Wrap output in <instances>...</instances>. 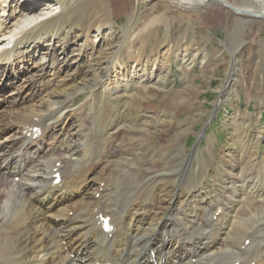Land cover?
I'll use <instances>...</instances> for the list:
<instances>
[{"label": "rangeland", "instance_id": "obj_1", "mask_svg": "<svg viewBox=\"0 0 264 264\" xmlns=\"http://www.w3.org/2000/svg\"><path fill=\"white\" fill-rule=\"evenodd\" d=\"M228 2L264 12L261 2ZM48 3L61 7L60 11L24 38L21 53L12 56L15 66L20 64L22 73L28 76L42 73L32 62L46 63L47 54H51L48 52H54L59 61L70 60L55 76L65 81L64 85H51L38 93L39 101L54 99L64 109L63 115L57 114L48 122L51 129L40 159L48 171L54 159L62 157L58 154L50 159L49 149L56 140L63 146L80 142L81 163V159H96L113 170L119 166L134 168L144 181L157 172L179 178L185 165L191 163L190 175L184 180L189 193L200 187L212 188L214 180L222 192L224 167L247 162L249 152L241 155L242 148L237 144L241 137L256 161L241 175L246 182L252 181L255 190L264 185V163L258 162L264 161V138L258 132L264 129V17L246 16L240 26L236 11L217 0L195 6L178 0ZM165 16L170 19L168 25L153 21ZM12 29L2 37L6 42L0 48L10 47L11 34L18 32ZM42 32L46 36L38 48L42 51L28 61V53L22 56V51ZM50 40L51 50L47 49ZM115 61L118 72L138 81L128 86L119 76L120 86L105 91L96 83L105 73L110 75ZM10 64L0 69V89L2 75L15 69ZM152 70L153 77L147 78ZM125 87L129 91L124 92ZM3 110L0 122L6 123ZM96 142L103 146L94 154ZM106 172L107 168L102 171ZM176 178L157 191H170ZM121 182L118 190L129 191L125 187L127 178ZM6 197H10L7 192L3 195ZM240 213V218L251 217V226L264 222V201L242 203Z\"/></svg>", "mask_w": 264, "mask_h": 264}, {"label": "bare ground", "instance_id": "obj_2", "mask_svg": "<svg viewBox=\"0 0 264 264\" xmlns=\"http://www.w3.org/2000/svg\"><path fill=\"white\" fill-rule=\"evenodd\" d=\"M48 1L0 0V44L12 27L18 31L11 34L10 47L0 48V69L8 62L15 66L12 58L21 53L23 39L60 11L61 7H53ZM206 1L178 0L191 6ZM224 1L219 0L235 9L240 26L250 13H258L249 5ZM153 21L170 23L168 16ZM45 39L43 32L38 34L21 55L27 52L28 61L34 59ZM48 53L46 63L32 62L41 68V74L28 76L19 64L1 79L0 109H4L8 122H0V264H264V222L251 226V217L240 218L242 203L264 201V185L255 190L252 181L246 182L241 175L249 164L251 169L256 164L241 137L237 143L242 148L241 155L249 152L246 166L242 162L224 167L222 192L214 180L212 188L200 187L189 193L184 180L191 163L185 165L179 178L157 172L147 181L134 168L119 166L113 170L96 159H81V163L80 142L63 146L56 140L48 148L50 159L60 154L62 157L54 159L48 171L40 162L51 129L48 122L57 114L63 115L64 109L54 99L39 101L38 93L51 85L63 86L65 81L55 76L70 64L68 58L59 61L54 52ZM118 61L113 62L110 75L105 73L96 83L105 91L120 86L119 76L128 86L138 81L118 72ZM153 72L146 77H153ZM258 132L264 138V129ZM100 142H96L94 154L102 148ZM105 168L107 172L103 174ZM17 176L19 182L15 181ZM123 178H127L125 187L129 191L118 190L117 184ZM175 178L170 191H157L168 187L167 182ZM6 192L10 197L4 199Z\"/></svg>", "mask_w": 264, "mask_h": 264}, {"label": "water", "instance_id": "obj_3", "mask_svg": "<svg viewBox=\"0 0 264 264\" xmlns=\"http://www.w3.org/2000/svg\"><path fill=\"white\" fill-rule=\"evenodd\" d=\"M217 1H219V0H217ZM220 3H221V2H220ZM224 5H226V4H224ZM230 6H231V5H230ZM230 6H229V7H230ZM231 9L235 11V9H234L233 7H231ZM249 15L252 16V17H258V18H259V17H264V12H263L262 14H261V13H260V14H259V13H253V12H252V13H250Z\"/></svg>", "mask_w": 264, "mask_h": 264}]
</instances>
